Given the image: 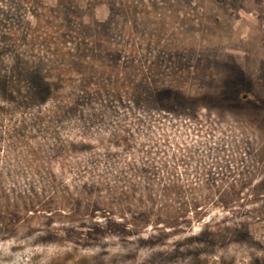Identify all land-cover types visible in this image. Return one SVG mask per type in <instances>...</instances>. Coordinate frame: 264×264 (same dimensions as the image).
Listing matches in <instances>:
<instances>
[{"label":"rangeland","instance_id":"1","mask_svg":"<svg viewBox=\"0 0 264 264\" xmlns=\"http://www.w3.org/2000/svg\"><path fill=\"white\" fill-rule=\"evenodd\" d=\"M0 264H264V0H0Z\"/></svg>","mask_w":264,"mask_h":264}]
</instances>
